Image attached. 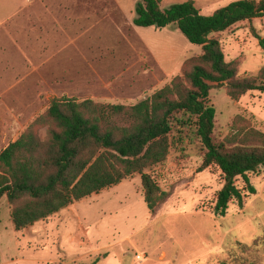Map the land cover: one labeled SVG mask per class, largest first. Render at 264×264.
I'll return each mask as SVG.
<instances>
[{
  "label": "rangeland",
  "instance_id": "1",
  "mask_svg": "<svg viewBox=\"0 0 264 264\" xmlns=\"http://www.w3.org/2000/svg\"><path fill=\"white\" fill-rule=\"evenodd\" d=\"M104 1L110 0H0V152L43 115L52 100L69 99L42 89L40 58L31 52L39 46L33 41L40 40V34H35L46 23L48 13H58L66 3ZM117 1L135 13L134 0ZM185 1L162 0L160 9ZM238 1L194 0L202 16ZM252 29L264 39V18L210 35L220 42L226 62L240 64L239 78L256 75L264 67V52ZM142 33L158 52L171 49L166 68L174 64L173 57L178 60L175 69H167L172 70L169 78L139 43V56H133L137 62L141 55L145 76L138 89L130 90L131 96L127 90L113 87L91 90L83 82L70 91L97 104L133 106L169 85L183 68L189 69L185 66L188 59L202 54L201 47L187 42L174 25L161 31L145 28ZM135 44L131 41L127 49ZM77 70L84 76L88 69ZM115 70L120 67L104 69L100 74L104 79L113 77ZM53 71L56 69H50ZM209 102L216 111V142L232 132L236 116L264 133V95L254 92L234 102L222 87L210 91ZM186 118L188 115L182 119ZM47 130V126L36 129L41 140ZM203 152L193 124L173 127L166 161L145 172L168 194L154 214L143 201L137 174L21 231L14 229L11 207L3 197L0 264H264V170L249 174L256 192L249 195L243 191L242 208L232 201L226 216L218 217L212 209L223 178L215 168L198 173ZM237 186L244 189L241 179Z\"/></svg>",
  "mask_w": 264,
  "mask_h": 264
},
{
  "label": "trees",
  "instance_id": "2",
  "mask_svg": "<svg viewBox=\"0 0 264 264\" xmlns=\"http://www.w3.org/2000/svg\"><path fill=\"white\" fill-rule=\"evenodd\" d=\"M134 1L136 27L163 30L174 25L187 42L201 47L202 54L188 59L189 69L183 68L169 85L133 106L52 100L47 111L0 152V200L6 197L16 231L136 174L143 201L154 214L168 194L145 172L166 161L177 124L196 128L204 150L198 173L215 168L223 178L213 215L225 217L232 201L242 208L243 191L255 194L249 174L264 170V133L236 116L232 132L216 142V111L209 94L224 87L234 102L254 92L264 95V67L256 75L239 78L240 64L226 62L220 42L210 35L264 18V0L234 2L210 16H202L194 0L166 10L160 9L162 0ZM252 33L264 52V39L254 29ZM43 126L48 130L41 140L36 129Z\"/></svg>",
  "mask_w": 264,
  "mask_h": 264
},
{
  "label": "crops",
  "instance_id": "3",
  "mask_svg": "<svg viewBox=\"0 0 264 264\" xmlns=\"http://www.w3.org/2000/svg\"><path fill=\"white\" fill-rule=\"evenodd\" d=\"M58 9V13H48L46 23L35 34H40V40L36 41L35 38L33 41L39 46L31 49V52L34 50L32 56L40 58L42 89L54 90L56 96L83 101L85 96L70 91L75 89L70 87H78L81 82L91 90L113 87L127 90L131 96L130 90L138 89L145 76L141 55L137 62L133 56H139L136 47L140 44L150 55L152 63L162 69L167 78L172 75V70L167 69H175L178 64L173 57L174 64L166 68L171 49L163 53L153 49L142 33L145 28L133 24L135 13L132 7L127 8L117 0L66 3ZM131 41H136V44L127 49ZM115 66L120 67V70H115L116 75L104 79L100 71ZM80 68L88 69L84 76L77 70ZM50 69L56 71L50 73Z\"/></svg>",
  "mask_w": 264,
  "mask_h": 264
}]
</instances>
